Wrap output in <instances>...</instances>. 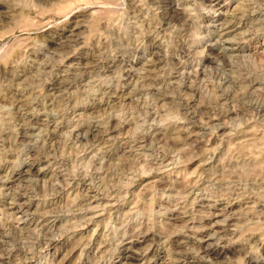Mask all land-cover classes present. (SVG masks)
<instances>
[{
    "label": "rangeland",
    "instance_id": "rangeland-1",
    "mask_svg": "<svg viewBox=\"0 0 264 264\" xmlns=\"http://www.w3.org/2000/svg\"><path fill=\"white\" fill-rule=\"evenodd\" d=\"M108 4L0 0V264H264V0Z\"/></svg>",
    "mask_w": 264,
    "mask_h": 264
},
{
    "label": "bare ground",
    "instance_id": "bare-ground-1",
    "mask_svg": "<svg viewBox=\"0 0 264 264\" xmlns=\"http://www.w3.org/2000/svg\"><path fill=\"white\" fill-rule=\"evenodd\" d=\"M113 1L114 0H109V4L110 3H113ZM170 1H172V0H170ZM212 2V1H211ZM211 2H210V5H211ZM16 3V2H15ZM166 3V2H165ZM177 4L176 3H174V2H169V4L167 3V5H166V10H167V17L165 18L166 19V22L167 23H169V24H173V25H175L176 24V26H184L185 25V19L183 18V16H182V14H184V13H182L183 11L181 10L180 11V9H178L177 8ZM0 8H1V6H0ZM227 23V22H226ZM2 53H3V51H2ZM156 62V61H155ZM151 79V78H150ZM55 87L53 86V89H54ZM58 89V88H57ZM59 90V89H58ZM26 120V119H25ZM31 120V119H30ZM30 120H28V121H30ZM25 122V121H24ZM27 122V121H26ZM25 122V123H26ZM24 123V124H25ZM106 129V131H109V127L107 128H105ZM112 130H113V128H112ZM105 132V131H104ZM24 137V136H23ZM111 174V173H110ZM228 176V175H227ZM13 200V199H12ZM21 200V197H18L16 200H14V202L13 203H15V202H19ZM17 205H19V204H17ZM80 205V204H79ZM171 214V213H170ZM178 214V213H177ZM172 218L174 217V219H179L178 217H175V214L174 213H172V215H170ZM177 216V215H176ZM211 216H213V214H210V216H205V218H210ZM19 224V223H18ZM176 238V236L174 237V240L175 241H172V242H174V243H178L177 245L178 246H180L181 245V243L182 242H180L179 240H176L175 239ZM122 242L123 241H121V244H122ZM170 243V242H169ZM182 248V247H181ZM124 251H126V249L124 250ZM241 251V250H240ZM176 252V251H175ZM207 252V254L208 253H220V252H216V251H209V250H207L206 251ZM180 254V256H181V253H179ZM185 254V253H184ZM184 254H182L183 256H181L182 258H184ZM126 259H130V260H137L138 258H137V256H133V255H131V256H127V258ZM177 261L179 262V259H177ZM181 262V261H180ZM195 264H199V263H195Z\"/></svg>",
    "mask_w": 264,
    "mask_h": 264
},
{
    "label": "clouds",
    "instance_id": "clouds-1",
    "mask_svg": "<svg viewBox=\"0 0 264 264\" xmlns=\"http://www.w3.org/2000/svg\"><path fill=\"white\" fill-rule=\"evenodd\" d=\"M142 2H143V0H141V3ZM123 4H124V0H116V3L105 5V7L121 9L123 7ZM120 16L121 17L123 16L122 12L120 13ZM117 22L119 23V20H117ZM129 23L130 24H135L136 27L140 26L139 24H136L135 20H131ZM137 131H139V128L137 129Z\"/></svg>",
    "mask_w": 264,
    "mask_h": 264
}]
</instances>
